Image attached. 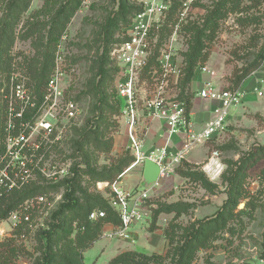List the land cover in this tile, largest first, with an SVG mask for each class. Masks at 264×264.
<instances>
[{
  "label": "rangeland",
  "instance_id": "374dc122",
  "mask_svg": "<svg viewBox=\"0 0 264 264\" xmlns=\"http://www.w3.org/2000/svg\"><path fill=\"white\" fill-rule=\"evenodd\" d=\"M62 1L67 0H30L28 11L19 16V23L13 35L9 36H13L14 40L10 52L13 67L11 78L0 92L9 105L14 104V110L17 105L32 116L34 130L29 131L30 143L31 146L38 145V148L27 154L26 161L32 172L28 185L39 191L16 210L20 221L15 224L10 216L0 221V250L10 247L17 251L7 257L5 264H36L41 258L45 249L41 232L49 229L53 223V214L63 203L66 192L63 183L73 179L76 170L79 172L81 188L87 194L100 196L111 207V188L106 186L110 182H97L85 175L88 164L100 172L133 157L128 145L124 144L128 139L122 112L115 100L114 79L107 81L104 87L108 99L105 106H100L96 97L88 93V82L94 76L91 68L98 53L102 54L105 44L99 35L100 25L108 15L119 10L121 0H84L56 45L48 44V25L41 33L23 38L28 27L49 22ZM125 1L128 7L138 5V0ZM186 1L171 0V9L175 5L176 10L170 9L160 28L153 30L151 40L150 68L155 66L157 57L170 43L179 26L176 60L183 65L181 83L193 46L194 33L191 28H203L209 12L222 0H196L190 12L183 16ZM8 2L0 0V22ZM241 9L243 12L230 13L218 21L219 29L214 39L206 42L202 50L206 59L201 60L199 66L200 69H209L213 78L211 87L214 89L234 92L240 88L241 103L231 109L227 127L208 141L210 160L199 169L178 166L175 174H171L161 186H154V189L160 190L153 192L146 200V206L153 213L152 219L133 229L144 227L141 248H129L142 249L140 253L149 256V259L146 258L149 264H175L177 257L173 253L184 244L186 236L197 229L200 222L207 223L215 218L230 198L232 205L228 209L224 208L225 214L219 222L209 229L205 228L201 242L190 250L189 264H263L264 64L258 71L250 70L249 75L245 71L255 60L264 42V0H242ZM119 32L120 29L114 36L115 44ZM206 35L213 33L208 30ZM46 50H50L53 58L50 80L56 77L58 69L62 73L60 94L50 91L48 83L44 100L38 104L39 100L21 64L24 60L44 54ZM148 70L142 78L144 81L149 80ZM245 74L246 79H243ZM13 76L24 85L33 106L27 107L26 103L12 100ZM245 84L246 89L255 88V95L248 102L245 95L249 91L243 90ZM71 104L74 106L73 112H70ZM255 152L256 158L249 160L248 155ZM212 159L216 167L220 165L219 173H207L204 170ZM128 168L124 169L122 175ZM177 169L183 172L177 174ZM187 169L190 170L188 173H199L206 178L196 175L186 177L183 173H187ZM134 176L135 172L130 173L124 183L133 186ZM144 186L141 184L135 189L142 191ZM77 196L83 199L81 192ZM162 205H176V211L161 214L155 222L154 215ZM96 210L106 212L100 207ZM72 218L73 214L69 213L62 219L66 230L73 229L72 233L58 232L54 239L53 249L59 259L81 253L84 264H105L119 252V245L122 249L127 248L125 241L107 240L103 229L90 245L92 247L83 250L79 246V237L84 235L85 230L79 227L78 220ZM153 233H157L156 236H152ZM57 264L63 263L59 261Z\"/></svg>",
  "mask_w": 264,
  "mask_h": 264
},
{
  "label": "built area",
  "instance_id": "2783aa9c",
  "mask_svg": "<svg viewBox=\"0 0 264 264\" xmlns=\"http://www.w3.org/2000/svg\"><path fill=\"white\" fill-rule=\"evenodd\" d=\"M195 1L187 0L184 3L183 16L190 12ZM138 5L142 10L118 33V43L110 52V60L118 68L114 80L116 98L126 127L128 148L134 158V162L126 172L143 166L147 159H151L160 165L161 175L154 185L144 186L142 191L135 189L131 193L126 192L120 187L119 182L106 185L111 188L110 206L120 219L119 225H113L110 231L103 232L104 237L109 241H126L135 227L152 219L153 213L146 206V200L151 197L154 186H161L174 173L186 151L202 142L214 139L227 127L231 109L241 103L242 96V90L236 92L222 88L217 90L211 87V84H207L199 92V97L219 104L213 111L214 119L202 133L189 132L190 122L186 114V105L179 96L183 75V65L176 60L179 26L176 27L170 43L157 57L155 66L150 68L152 32L163 24L171 9V0H138ZM147 70L149 80L144 81L142 78ZM202 71L209 72L207 68H202ZM61 76V70L58 69L56 77L49 82L50 91L56 94H60ZM17 80L16 76L11 79L12 100L26 103L27 107L33 106L24 85ZM12 104H10L5 152L0 156V197L8 192L22 190L30 183L32 172L26 161L27 154L38 148V145L31 146L30 143L29 131L34 130L32 122L21 121L19 131L15 132L14 117L22 119L25 111L22 107L20 109L22 111L15 114ZM73 108L71 104L70 112H73ZM154 121L165 123L167 142L165 147L154 149L147 154L144 146ZM180 134L185 136L186 143L183 150L172 154L169 146L173 137ZM213 161L215 160L212 159L209 164ZM208 165L204 169L207 173H209ZM124 175L125 173L121 178ZM105 217L104 211L97 210L90 215V220L99 221ZM10 220L15 224L20 221L19 213L13 212ZM262 262L264 264V261Z\"/></svg>",
  "mask_w": 264,
  "mask_h": 264
},
{
  "label": "trees",
  "instance_id": "16d2710c",
  "mask_svg": "<svg viewBox=\"0 0 264 264\" xmlns=\"http://www.w3.org/2000/svg\"><path fill=\"white\" fill-rule=\"evenodd\" d=\"M84 0H67L62 1L59 8L56 10L49 22L44 24H37L35 26L28 27L27 32L23 38H29L36 33H41L46 29L48 25L49 35L48 44L56 45L62 36L66 25L69 23L75 12L80 8ZM242 0H222L221 3L217 4L215 8L209 12V15L205 21L203 28L195 26L191 28V32L194 33L192 37V49L190 55L187 57V65L184 71V80L181 83V96L180 100L185 102L187 117L191 111L193 94H191L189 86L191 85L196 71L200 68L201 60L206 59L205 55H202V50L205 48L206 42H211L214 39L215 33L219 29L218 21L224 19L228 14L237 13L243 10L241 9ZM30 0H9L6 6V13L0 22V91L5 87V82L11 78V72L13 67V56L10 55L11 49L14 44L13 35L15 27L19 23V16L24 12L28 11ZM175 7V5H174ZM174 7L171 10H176ZM178 7V6H177ZM176 7V8H177ZM142 8L139 5L128 7L127 1L121 0L119 10L114 14L107 16L105 22L100 25L99 35L105 42L102 46V54L98 53L97 60L92 66L94 72L93 78L88 82V93L93 94L100 106L107 104V97L105 95L104 87L107 81L115 80L118 68L110 60V52L116 46L114 36L118 30L128 26L131 23L132 18L139 13ZM252 21V20H251ZM208 30L213 35L207 36ZM264 38V37H263ZM264 64V42L259 49L255 60L250 64L245 73L249 75L251 70H260ZM22 67L26 70V73L30 79V86L33 89V93L36 99L39 100L38 104H41L44 100L45 89L49 83L50 76L53 69V58L50 50H46L44 54L33 57L32 59L24 60ZM243 79H246V75ZM242 79V80H243ZM241 80V81H242ZM242 86V85H241ZM240 88H236L234 92ZM117 101V108L120 110V105ZM10 105L4 99L0 92V156L5 152V139L7 135V125L10 117ZM15 114L20 112V108L16 105ZM15 132L20 129L21 121L32 122V116L28 112H24L22 119L14 117ZM249 160L256 158V152L248 155ZM134 162V158L123 159L117 166L110 169L104 168L102 171H98L88 164L85 175L89 176L94 181L99 182H110L112 185L115 182L121 181V175L124 169L129 167ZM247 163L245 162V166ZM194 169V167L188 165H182V167ZM182 169H177L176 173L181 174ZM190 170L187 169V173H183L186 177L188 176H201L199 173H188ZM73 179L65 180L63 185L65 186L66 192L63 196V203L59 206L58 210L53 214V223L50 228L41 232L42 241H45V249L40 259L37 260L36 264H57L62 261L63 264H84L81 253H75L71 257H62L55 253L53 249L54 239L58 232H66L71 234L73 229L66 230V225L62 223V219L67 214H73L72 220H78L79 227L85 230L84 235L79 237V246L83 250H88L90 245L97 239L98 235L103 231L104 227L108 223L120 224V219L114 209L109 207L107 201L102 199L100 196L87 194L80 186L78 180V171H75ZM206 178V176L204 175ZM204 177L201 176L202 179ZM114 181V182H113ZM26 186L22 190H16L8 192L0 197V221L6 220L9 216L15 212L21 204H23L33 194L38 193L39 189ZM81 192L82 198L77 196V193ZM232 199H228L224 203L223 209L218 213L215 218L210 219L207 223L200 222L197 229L191 231L186 236V241L180 246L179 249L173 253L177 257L175 264H189L190 263V250L195 244L200 243V239L203 236V231L213 227L215 222H219L221 216L224 215L225 209H228L232 205ZM102 208L106 212V217L99 221H91L90 215L95 211L96 208ZM176 205H162L154 215V221L157 222L161 214H172L176 211ZM97 211V210H96ZM102 211V210H101ZM216 224V223H215ZM157 229V228H156ZM168 235V234H167ZM5 247L0 250V264H5L6 259L10 255H14L17 251ZM149 256L144 255L136 251H127L119 254L117 257L109 261L108 264H149L146 262V258ZM151 257V256H150ZM59 260V261H58Z\"/></svg>",
  "mask_w": 264,
  "mask_h": 264
},
{
  "label": "crops",
  "instance_id": "0c3cea01",
  "mask_svg": "<svg viewBox=\"0 0 264 264\" xmlns=\"http://www.w3.org/2000/svg\"><path fill=\"white\" fill-rule=\"evenodd\" d=\"M208 69V68H207ZM209 70V69H208ZM213 83V78L212 75H210L209 72H203L202 68L198 69L196 71L195 77L190 85V92L193 94V98L191 100L192 107L191 111L189 113V122H190V127L188 128L189 132H193L195 134H200L204 131V129L207 127V125L214 119L213 111L214 109L219 105L217 102H212L207 99H203L199 97V92L203 90V88L207 84H212ZM246 84L243 87L244 92L249 91L245 95V100L246 102L249 101V99L255 95V88H245ZM254 86V85H253ZM233 114V113H232ZM233 120V119H232ZM166 125L162 121H154L151 125V129L148 135V138L146 140L145 146H144V151L145 153H150L154 149H161L166 146L167 142V136H166ZM185 136L180 134L178 136L173 137L172 142L169 146V151L172 154L177 153L178 151L183 150L184 145L186 143V140L184 139ZM124 144L128 145V140L127 142L124 141ZM123 144V145H124ZM122 145V146H123ZM198 149H200L198 151ZM210 145L209 142H202L199 145L194 146L192 149L188 150L185 152L184 158L182 159L180 165H188L194 168H201L204 166L209 160H210ZM179 165V166H180ZM176 167V166H175ZM179 168V167H176ZM143 166H138L135 169H132L128 172H125V175L122 177L121 181L119 182L120 187H122L123 190L126 192L131 193L135 188L139 187L143 183ZM132 172H135V176L132 177V180L134 181V185H126L124 183V179ZM175 174V170L174 173ZM160 190V189H154L153 192ZM113 224H107L104 227V231H110L112 229ZM141 229L138 230H133L130 233L129 239H127L125 242L127 243V248L122 249L121 246H118V253L115 254L113 258L117 257L119 254L127 252V251H136V252H143L142 249L140 250H132L129 247H135L137 246L138 248H141L140 245V240L144 237L145 235L142 231L144 227H140ZM157 233H153L152 236H156ZM124 241V240H121ZM111 258L110 260H112ZM108 260L105 264H108Z\"/></svg>",
  "mask_w": 264,
  "mask_h": 264
},
{
  "label": "water",
  "instance_id": "95a60500",
  "mask_svg": "<svg viewBox=\"0 0 264 264\" xmlns=\"http://www.w3.org/2000/svg\"><path fill=\"white\" fill-rule=\"evenodd\" d=\"M161 167L155 161L147 159L143 169V183L147 187L154 185L160 178Z\"/></svg>",
  "mask_w": 264,
  "mask_h": 264
},
{
  "label": "bare ground",
  "instance_id": "6f19581e",
  "mask_svg": "<svg viewBox=\"0 0 264 264\" xmlns=\"http://www.w3.org/2000/svg\"><path fill=\"white\" fill-rule=\"evenodd\" d=\"M214 164H215V161H213L212 164L208 165L207 170H208L209 173H213L214 174V173H219L220 172V170H221L220 165H217V167H216V166H214Z\"/></svg>",
  "mask_w": 264,
  "mask_h": 264
}]
</instances>
